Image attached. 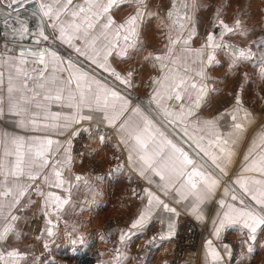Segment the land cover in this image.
Returning a JSON list of instances; mask_svg holds the SVG:
<instances>
[{
    "label": "crops",
    "instance_id": "obj_1",
    "mask_svg": "<svg viewBox=\"0 0 264 264\" xmlns=\"http://www.w3.org/2000/svg\"><path fill=\"white\" fill-rule=\"evenodd\" d=\"M36 1L39 6L41 4L50 6L54 13L60 10L64 2V0H59V3L57 0ZM84 2L85 0H73L74 4L83 5ZM103 2L107 3V0H103ZM190 2L191 0H146L147 6H141V10L146 13L140 29L142 50L139 52L130 51V58L124 60L115 54L119 49L109 48L108 50H111L113 55L105 61L103 59L105 54L103 45L107 43L106 41L101 39L93 45L91 35L85 38L82 32L78 33L68 26L72 21L71 13L75 11L71 5L65 11L60 12L58 18L56 16L51 18L43 16L49 28L56 34L55 38H49L54 44H45V48L57 52L63 61L62 63L56 62L58 67H54L49 62L48 72L62 80H67L70 76L84 72L87 74L89 82L93 83L94 88L97 87L96 82H98L99 85L118 92L127 100L128 106V111L118 123L129 121L142 124V117H147L164 134L163 137L157 136L156 139L162 145L164 153L173 157L171 164L179 167L181 158H179L178 153H173L172 148L166 143L167 140L187 153L189 159L193 160L194 163L203 165V170L206 173L218 178L131 96L147 97L152 106L164 117L161 109L150 100L154 94L153 90L157 88V85L153 84L152 81L161 76V65H167L164 68L165 74L169 73L170 69H176L182 75L192 77L198 84H206L208 88L207 97L200 108L192 109L196 113L192 117L185 115L184 118H181L179 104L174 100L165 98L161 102V106L176 113L175 123H171V125L235 187L240 189L239 184L234 183L237 180L247 183L251 192L245 197L252 206L258 208L259 206L251 197L264 198L261 196V193H264V183L256 185L252 181H264V175L256 170L247 169L260 167L261 157H264V150L257 147L261 144V136H264V80H261L260 77L261 67H264V64H261L264 48L258 47L259 41L264 39V0H198L199 9L193 14V10L189 7L185 13V19L180 21L187 26L189 24L187 17L194 15L196 35L192 37L188 45H185L183 40L189 37L190 32L187 28L181 30L166 26L171 25V20L167 19V13L171 10L173 3L179 7L182 3ZM1 6L5 8L3 4ZM136 8L135 3L122 4L118 8L114 7L110 15L116 24H120L129 15L134 14ZM218 10L219 18L216 16ZM29 11L33 12L32 10ZM147 13L151 15H147ZM237 18L243 22L247 34L244 36L234 34L218 36L216 42L233 45L239 49L251 48L253 58L249 61L251 69L249 78L246 74L244 77H238L239 70L237 68L230 69L229 65L233 59L230 49L215 50V59L220 63L213 66L202 65L199 61L192 64L194 58L192 56L187 59L183 58L187 56L182 51L184 48L198 49L205 44L208 33L218 35L223 30L220 25L221 20L234 28V22ZM39 19L41 20L40 17ZM77 22H79L78 18ZM62 28L64 30L63 35H61ZM92 35H98V32L92 33ZM169 36L172 39L179 38L180 43L170 45ZM4 41L33 42L5 37ZM33 44L36 43L33 42ZM169 47L173 50V56L182 57L175 64L172 63L173 56L167 54ZM76 49L80 51L78 52ZM22 50L24 49L14 46L3 48L0 54V64L11 58L17 61L26 59L28 68L35 66L33 57H21ZM31 50H36V48ZM96 51L100 52L99 57L95 55ZM208 51L205 48V61ZM149 53L152 54L153 58L145 61L144 58ZM156 55L162 56L163 59L161 61L155 60ZM93 60L96 62L94 63ZM100 64H107L109 69H115L122 77L128 71H133L131 86L122 84L110 74V71L99 67ZM185 64L190 65L193 69L202 67L205 78L197 77L194 71L184 73ZM0 72L4 73L5 78L7 77L6 68L0 67ZM75 84L76 82L73 80L71 85L73 89H75ZM84 87H87V84H84ZM237 94L241 98L239 105L236 103ZM194 99L195 93H193ZM51 110L61 111L64 114H70L73 111L66 107L57 108L55 105L52 106ZM245 113L250 115L246 117ZM82 114L91 115L93 119L73 124L64 136H60L58 132L22 130L0 121V129H7L9 132L25 137L47 135L54 140L64 142V147H68L66 141L70 138V155L72 158L70 166L64 169L63 175L66 181L64 188H48L46 185H42L45 193L52 192L60 196L61 199H67L68 203L57 210H52V207L43 203V198L36 193L33 192L26 196L20 209H13L12 211V214L20 217L18 221L14 222L15 230L20 236L17 238L12 235L6 242L0 243V253L9 250L19 251L23 254L24 259L19 260L18 264H74L72 260H67L66 257L81 252H88L98 257L99 264H168L171 258L172 244L169 239L161 240L159 236L161 233H168L169 223L173 222L175 225L177 216L188 215L202 224L204 236L200 250H197L196 253L188 252L179 264H211L204 247L206 240H212L213 245L220 253L219 264H264V247L260 246L264 244V230H258L257 240L251 242L255 244L257 252L253 253L250 260L246 258L247 245L244 243L250 233L241 224L223 230L219 240L213 236L215 230L213 220L218 223L217 214L222 215L224 211H227L226 207L221 208V200H224L225 204H232L235 208L243 207L239 200L233 201L231 195L225 196L223 194L226 187L230 193L233 190L225 185L222 180H220L211 198L199 206L204 216L203 221H199L191 212L192 198L189 200L182 199L177 191L183 180L172 181L168 194L165 195L158 187V185H163L165 181L149 172L148 175L153 180V183L149 184L129 163L126 145L121 143L123 133L118 127H114L104 120L102 113L84 109ZM233 116L236 118L235 121L232 119ZM210 120L213 121L214 127L205 123V121ZM234 123L244 125V131L237 144L224 145L222 140L227 139L228 133L234 131L232 127ZM77 129H79L78 134L75 137H70L69 133ZM217 133L220 137L219 141L217 140ZM198 140L200 143H197ZM78 142L83 144V148H78ZM221 148H224L225 152H221ZM229 150L232 152L231 156L227 154ZM60 154L63 158V148H61ZM119 156L120 161H116V157ZM245 156H250V159L246 161ZM91 162L98 165V171L89 172V163ZM136 167H139L138 163ZM221 169L224 171L222 172ZM184 170L191 172L193 168L191 165H184ZM196 171H200V169H196ZM77 176H81L83 179L77 181L75 179ZM133 177L142 181L143 186L140 195L132 201L125 185ZM36 183L42 184V181L38 180ZM111 183L114 184L113 187L110 186ZM145 189L159 196L169 207L174 208L176 213L165 212L162 206L153 213L148 223L153 222L159 225V242L152 245L150 256L141 263L139 254L143 248L150 245L151 239L146 232V226L131 230L130 225L147 205L148 197ZM29 200H31L30 204L28 203ZM177 201L179 202L177 203ZM114 216L121 217L123 221L116 225L109 224L110 217ZM49 228L52 230L51 236L48 235ZM126 233L128 236L124 242H121L120 237ZM226 238H230L231 241H226ZM223 244L229 245L228 254L225 253Z\"/></svg>",
    "mask_w": 264,
    "mask_h": 264
},
{
    "label": "snow or ice",
    "instance_id": "obj_2",
    "mask_svg": "<svg viewBox=\"0 0 264 264\" xmlns=\"http://www.w3.org/2000/svg\"><path fill=\"white\" fill-rule=\"evenodd\" d=\"M5 2L6 0H0V5ZM23 3L24 0H11V3L7 6L9 8H12L13 5L22 7ZM57 3H59V0H57ZM126 3H135L137 5L136 11L134 14L129 15L123 23L116 24L110 12L114 7L118 8ZM69 5L75 11L71 13L72 21L68 26L75 29L78 33L82 32L85 38L91 35L93 45L101 39L106 41L107 43L103 45L105 49L103 59L105 61H107L109 56L113 55V52L108 50L109 48L119 49L115 54L121 60L130 58V51L139 52L142 50L140 46V29L146 13L141 10V6H147L146 0H107V3H104L103 0H85L83 5L74 4L73 0H64L60 10L55 13L50 6L44 4L40 5V11L45 17L56 16L58 18L60 12L65 11ZM189 7L194 14L200 7L198 0L182 3L179 7L173 3L171 10L167 13V19L171 20V25L166 26L181 30L187 28L190 32L189 37L183 40L185 45H188L192 37L196 35L194 15L187 17L189 21L187 26L180 22L185 19V13ZM81 13L83 15H80ZM147 15L151 14L147 13ZM219 15L218 10L216 13L217 18H219ZM77 18L79 22H77ZM234 23L235 27L233 28L221 20L220 25L223 30L218 35L211 32L208 33L205 44L198 49L184 48L182 51L187 56L183 58L187 59L192 56L194 57L192 64H196L199 61L202 65L213 66L220 63L215 59V50L230 49L233 56L229 65L230 69L238 67L242 61L252 60L253 53L251 48L239 49L233 45L216 42L218 36L226 34L244 36L247 34V29L243 27V22L240 19L237 18ZM63 31L62 28L61 35H63ZM27 32L28 28L21 23L18 35L23 38ZM95 32H98V35H92ZM39 36L43 40H48V36L43 31L39 32ZM168 40L170 45L180 43L179 38L172 39L169 36ZM36 43L39 44V40ZM258 47L264 48V39L259 41ZM205 48L209 50L206 61L204 60ZM76 51L79 52L80 50L76 49ZM167 54L173 56L171 47L168 48ZM20 55L21 57H33L35 63L41 67L39 69H29L26 59L17 61L10 58L0 64V67L7 69L6 78L4 73L0 72V121L22 130L58 132L60 136H64L73 124L93 119L91 115L82 114L84 109H88L90 112L102 113L104 120L122 131L121 143L126 145L128 161L133 165L134 170L147 180L149 184L153 183V180L148 175L149 172L159 176L165 183L158 185V187L165 195L168 194L172 181L183 180L177 191L182 199L189 200L192 198L191 212L197 220L203 221L204 216L199 206L211 198L220 183L219 178H214L206 173L203 170V165L194 163L193 160L189 159L187 153L170 140H167L166 143L172 148L173 153H178L179 158H181L179 167L171 164L173 157L164 153L162 145L156 139L157 136L163 137L164 134L147 117H142V124L129 121L118 123L128 111L127 100L119 95L118 92L99 85L98 82H96L97 87L94 88L93 83L89 82L88 76L84 72L70 76L67 80H62L54 74H49V62L54 67H58L56 65L57 61L63 62L57 52L49 51L47 48L38 51L24 49ZM95 55L99 57L100 52L96 51ZM152 58V54L149 53L144 59L148 61ZM181 58L180 56H173L172 63L175 64ZM154 59L161 61L163 57L156 55ZM93 62L95 63L96 61L93 60ZM261 64H264V54L261 55ZM98 66L110 71V74L122 84L131 86L133 71H128L122 77L115 69H109L107 64ZM165 67L167 65H161V76L152 81L153 84L157 85V88L153 90L154 94L150 97V100L161 109L165 119L171 124L175 123L174 117L176 113L170 111L167 107L161 106V102L165 98L178 102L181 118H184L185 115L192 117L196 115L192 109L200 108L207 97L208 88L206 84H198L192 77L182 75L176 69H170L169 73L165 74ZM183 71L184 73L194 71L197 77L205 78V72L202 67L193 69L190 65L185 64ZM260 77L261 80H264V67H261ZM73 80L76 82L75 89L71 87ZM84 84H87V87H84ZM193 93H195L194 100ZM118 101L122 103L117 104L116 102ZM236 103L238 105L241 103L239 94L236 96ZM53 105L57 108H70L73 111L70 114L52 111ZM135 111L138 112V110ZM249 115V113H245L246 117ZM232 119L235 121V116ZM205 123L214 127V123L211 120L205 121ZM232 127L234 131L229 132L228 138L222 140L224 145L237 144L244 131V125L240 123H234ZM78 132L79 129L72 131L69 136L75 137ZM216 135L219 141V134L217 133ZM66 143L68 147H64V142L54 140L47 135L25 137L9 132L7 129H0V225H2V228H0V243L6 242L12 235L19 238L20 234L16 232L14 222L18 221L20 217L12 214V211L13 209H20L24 198L31 193L34 192L41 196L43 203L52 207V210H57L68 203L67 199H61L60 196L52 192L45 193L42 188V185H46L48 188H64L66 184L63 175L64 169L70 166L72 159L70 155L71 139L69 138ZM197 143H200V141L198 140ZM257 147L264 150V136H261V144L257 145ZM61 148H63V158H61L60 154ZM220 151L225 152V149L221 148ZM227 154L231 156L232 152L229 150ZM249 159L250 156H245L246 161ZM137 163L139 167H136ZM253 163L255 165V161ZM184 165H191L193 171L185 172ZM260 165L258 168L247 170H256L261 175H264V157H261ZM196 169H200V171H196ZM221 171L223 172L224 170L221 169ZM224 174L226 175L227 173ZM51 177H54V179H51ZM75 179L80 181L83 177L77 176ZM38 180L42 181V184L36 183ZM234 183L239 184L240 190L245 196L250 194L251 190L246 182L237 180ZM252 183L259 185L264 183V181L253 180ZM144 191L148 197L147 205L131 223V230L146 226L153 213L160 206L163 207L165 212L176 213V210L169 207L159 196L148 189ZM223 194L225 196L231 195L233 201L239 200L243 207L235 208L232 204H225V201L221 200V208L226 207L227 211H224L222 215L217 214L218 223L213 220L215 225L213 236L219 240L223 230L241 224L250 233L247 240L244 241L247 245L246 258L250 260L253 253L257 252L255 244L251 242L257 240L258 230H264V198L251 197L256 205L259 206L257 208L247 204L242 196L236 194L235 190L230 193L226 187ZM261 196L264 197V193H261ZM28 203L30 204L31 200ZM161 222L163 223V221ZM48 223H51V221H48ZM174 227V223L170 222L168 233H161L159 238L161 240L171 239L175 234ZM48 235H52L50 228L48 229ZM127 236V233L122 235L120 237L121 242H124ZM260 246L264 247V244ZM204 247L206 256L211 264H219L221 255L213 245V241L206 240ZM223 248L225 253L228 254L229 245L223 244ZM117 251L119 250L117 249ZM21 259H24L23 254L17 250L0 253V264H18Z\"/></svg>",
    "mask_w": 264,
    "mask_h": 264
},
{
    "label": "water",
    "instance_id": "obj_3",
    "mask_svg": "<svg viewBox=\"0 0 264 264\" xmlns=\"http://www.w3.org/2000/svg\"><path fill=\"white\" fill-rule=\"evenodd\" d=\"M11 3V0H6L2 7L0 5V26L3 34V38L13 39V40H23V41H33L36 43L39 40V44H33V42H16V41H4L3 48L6 49L8 46H14L23 49H33L36 50L44 49L45 44H54L51 39L55 38L56 34L53 32L47 22L44 20L43 14L40 11V6L36 0H24L23 6L13 5L9 8L7 5ZM25 8V9H22ZM22 9V10H20ZM28 9V10H26ZM19 10V11H17ZM32 10L33 12L29 11ZM16 11V12H14ZM13 12V13H11ZM41 18L35 14V13ZM21 23L28 28V32L23 38L18 35ZM43 25V30H42ZM43 31L47 36L48 40H43L39 36V32ZM40 65H35L29 69H39ZM133 99L140 104L150 115H152L163 127H165L176 139H178L182 144H184L198 159H200L220 180H222L225 185L230 189L235 190L237 195L243 197L247 204L251 205L250 201L245 197V195L233 185V183L227 179L222 173H220L199 151H197L191 143L182 136L173 125L167 122V120L160 114L150 103L147 97H140L137 95H131Z\"/></svg>",
    "mask_w": 264,
    "mask_h": 264
},
{
    "label": "built area",
    "instance_id": "obj_4",
    "mask_svg": "<svg viewBox=\"0 0 264 264\" xmlns=\"http://www.w3.org/2000/svg\"><path fill=\"white\" fill-rule=\"evenodd\" d=\"M4 38L2 34V30L0 28V54L3 50ZM247 72H251L250 68H243L241 71H238V77H244ZM78 148H83V144L78 142ZM116 161H120V156L116 157ZM98 165L95 163H89V172L94 173L98 171ZM114 186L113 183L110 185ZM143 182L139 179L133 177L128 180V183L125 185L126 191L128 192V196L130 200H135L140 193L142 192ZM113 225H116L117 222L112 221ZM146 232L150 237V245L143 248L141 253L139 254V259L141 263L145 262L147 258L150 256L152 251V245L159 242L158 234L160 233V227L156 223H147ZM174 236H172L171 241L172 244V253L171 258L168 264H179L187 255L188 252H195L200 250L201 243L204 236V228L202 224L193 219L188 215H179L176 217L175 227H174ZM226 241L230 242V238H226Z\"/></svg>",
    "mask_w": 264,
    "mask_h": 264
},
{
    "label": "trees",
    "instance_id": "obj_5",
    "mask_svg": "<svg viewBox=\"0 0 264 264\" xmlns=\"http://www.w3.org/2000/svg\"><path fill=\"white\" fill-rule=\"evenodd\" d=\"M95 259L98 260L96 256L88 252L72 254L67 258V260H72L74 264H99Z\"/></svg>",
    "mask_w": 264,
    "mask_h": 264
},
{
    "label": "rangeland",
    "instance_id": "obj_6",
    "mask_svg": "<svg viewBox=\"0 0 264 264\" xmlns=\"http://www.w3.org/2000/svg\"><path fill=\"white\" fill-rule=\"evenodd\" d=\"M239 71H241V69H243V68H250V62L249 61H243L241 64H239V66L238 67H236ZM250 74H251V72L249 73V72H247L246 73V75H247V78H249L250 77ZM245 76V75H244ZM116 221L117 223H120V222H122L123 221V219L121 218V217H119V216H114V217H110V219H109V221H108V223L109 224H112V221ZM66 258H68V257H66ZM98 258V257H97ZM96 260V262H98V260L97 259H95Z\"/></svg>",
    "mask_w": 264,
    "mask_h": 264
}]
</instances>
